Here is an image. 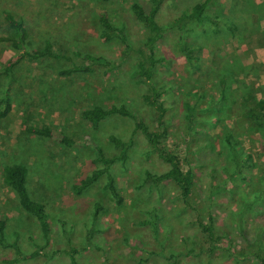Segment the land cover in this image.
<instances>
[{
  "label": "rangeland",
  "instance_id": "rangeland-1",
  "mask_svg": "<svg viewBox=\"0 0 264 264\" xmlns=\"http://www.w3.org/2000/svg\"><path fill=\"white\" fill-rule=\"evenodd\" d=\"M197 1L166 0L158 12L156 19L164 33L157 52L164 56V61L152 81L147 82L134 76L135 53L125 51L121 32L110 29L103 33L105 29L100 23V14L106 12L109 22L138 47L144 29L131 4L139 2L147 6V0H0V36L8 33V18L12 16L23 20L29 47H38L43 40H49L53 50L51 55L36 61L24 56L7 78L0 73V96L8 94L12 104L11 110L0 119V216L3 213L7 217L6 239L16 245H0V264H71L66 253L70 247L78 249L79 264H169L166 251L184 253L180 264H264L256 258V248L251 245L257 239L261 246L259 254L264 256V199L258 205L259 210L251 209L247 202L251 185L236 175L229 181V172L233 170L230 162L234 159L209 143V135L216 138L220 124L210 128L211 124L205 122L210 118V122L214 121L208 110L209 101L216 102L218 95L212 78L222 72L224 57L258 64L261 73L254 79L251 93L264 98V19L255 26L252 12L244 11L249 8V0H214L207 8L208 14L220 18L236 15V21L244 29L236 30L234 35L219 34L217 39L211 36L205 40L200 34L184 38L174 23L183 9ZM187 44L201 46L194 51L197 58L192 61L185 50ZM75 51L87 57L75 55L67 60L60 56ZM16 54L9 42L0 41V70ZM74 61L89 65L90 71L60 73ZM192 62L199 65L198 71ZM149 82L166 96L165 118L170 130L166 145L179 155L183 167L192 168L195 174V186L187 202L179 196L176 185L168 181L160 195L154 193L143 206L150 209L155 203L159 207L162 215L157 236L150 226L135 222L140 214L135 207V186L145 178L146 169L161 171L166 165L141 136L134 139L133 157L114 166L123 205L99 195L100 189L97 197L95 190L99 186L82 194H76L72 188L95 167L92 159L96 150L87 136L110 150L108 132L114 123L124 140L134 124L132 118L118 116L116 122L110 120L94 131L81 118L80 110L102 98L107 103L124 104L135 119H145L156 126V112L142 101V94L150 93ZM228 85L236 84L229 80ZM186 104L194 110L189 111ZM223 120L229 127L237 125L232 114L224 113ZM41 126L88 143L67 147L58 139L27 130ZM239 140L238 160L249 154V162L254 165L248 174L256 177L263 173L264 153L260 146L250 143L244 130ZM13 162L25 163L29 168L31 196L42 202L48 213L51 227L48 242L42 237L37 221L21 209L14 193L3 182V167ZM226 164L228 172L223 169ZM260 183L256 186L264 189ZM98 198L105 209L100 224L93 226L91 205ZM209 213L214 217L217 234L222 237L213 243L202 234L196 221L201 217L207 222ZM211 246L215 247L213 251L209 250ZM190 247L199 255H187ZM12 259L17 261L8 262Z\"/></svg>",
  "mask_w": 264,
  "mask_h": 264
},
{
  "label": "trees",
  "instance_id": "trees-1",
  "mask_svg": "<svg viewBox=\"0 0 264 264\" xmlns=\"http://www.w3.org/2000/svg\"><path fill=\"white\" fill-rule=\"evenodd\" d=\"M109 1V0H102ZM166 0H147V6L142 5L139 2H134L131 4V9L140 22L144 29V35L141 43L138 47H134L133 43L127 39L124 34H122L121 29L116 28L109 22L106 12L100 14V23L104 26L105 33L107 30L115 29L121 32V39L125 45V48L129 54L132 55L136 60V69L134 71V76L137 79L143 81H152L153 75L159 65L164 61V56L157 52V44L162 39L164 29L157 21V14L161 10L163 4ZM214 0H198L193 5L183 9L181 16L176 19L175 25H178L180 30L183 32V37L187 35L199 36L202 35L205 40L211 36L223 34V36L234 35L236 30L243 28V24L240 25L236 21V15L234 17H215L208 14L207 8ZM249 8H245V12H252L254 15L255 26H258L261 19H264V13L261 10L264 8L263 3H256L254 0H249ZM233 11V8H232ZM264 11V10H263ZM219 18V21L217 19ZM9 31L6 35L0 36V41L9 42L12 49L18 52L13 56L7 65H5L0 73L6 78L13 68L23 59L24 56L28 55L31 61L39 60L47 55L52 54V44L49 40H43L42 44L38 47H29L28 33L25 28L22 19H16L12 16L8 18ZM244 29V28H243ZM195 42V41H194ZM193 43V42H191ZM200 45H189L185 46V50L188 54L189 61L193 58H197L194 52L199 50ZM80 56L86 58L87 55L81 54L78 51L73 52L71 55H66L63 52L60 56L62 58H67V60L74 59V56ZM222 72L218 75L215 74L212 80L214 81L213 87L218 90V95L215 100L209 101L210 107L208 110L211 117H214V121L210 122V119H206L205 122L210 123V128H215L216 125L220 124V128L216 130V138L210 136L213 148L218 147L220 153H228V158L234 159L231 163L233 170L229 172V181L236 176H241L243 180L251 185L248 193L250 196L247 198L248 205L251 209H257L258 205L262 204V199H264V189L258 188V183L264 184V172L259 173L258 176H252L248 174L249 171L254 167L253 164L249 162L250 155L248 154L244 159H239L237 156L241 153V142L239 137L242 135L243 130L248 136V140L252 144H258L261 151L264 153V98H256L252 92V86L254 84V79L258 78L261 69L255 62L244 63L240 60H228L226 57L222 58ZM195 71L200 68L197 63L192 62ZM90 71V66L73 62L70 67L63 68L60 70L61 74L71 75L73 73H86ZM249 75L251 76V81L247 82V78L239 77L238 75ZM235 78V80L233 79ZM229 80L235 82L234 87L228 85ZM150 93L142 94V101L146 103L149 109L156 112V126L148 123L145 119H135L134 113L127 109L124 104L107 103L104 99L99 98L91 106L84 107L80 110V116L83 120L90 124L91 129L97 130L100 126L106 122L112 120L116 122L118 116L128 117L134 120L133 127L127 139L124 140L119 134L120 128L117 127L116 123L112 130L108 132V138L112 148L108 150L101 143H95L90 139V144L94 145L96 154L92 159L95 167L90 173L83 176L77 183L72 185V188L76 194H82L83 192H90L95 186L96 196L106 195L114 199L118 206L123 205L124 197L122 196L120 189L117 185V172L114 170L115 164L119 161L123 164L127 158L133 157L135 154L134 139L136 140L139 136L147 142V144L156 153L157 157L161 159L166 167L161 171H156L152 169H146L144 171L145 178L143 181L135 186V201L137 211L140 210V214L135 218L137 224L148 225L151 227L153 235H158V227L160 222L161 213L158 212V205L153 203L150 209H144L147 200L153 197L156 193L160 195L163 186L168 182H173L179 190V196L184 202H187L192 194V190L195 186V174L192 168H184L182 161L177 153L171 150L166 145V139L170 134V130L166 120V112L168 111V105H166V96L158 86L150 83L148 84ZM187 106V104H186ZM12 104L10 96L8 94H3L0 96V119L5 117L7 113L11 110ZM206 107V108H208ZM189 111L194 110L191 106H187ZM207 110V109H206ZM224 113L232 114L236 117L237 125L234 128L229 127L223 120ZM187 118L188 115H186ZM119 128L117 132L115 129ZM30 132L35 131L36 134L46 137L58 139L61 144L67 147H74L77 145L83 146L88 142L78 141L74 138H70L65 134H59L54 131L49 126L41 127H27ZM126 135L125 133L123 136ZM138 140V139H137ZM241 160V161H240ZM223 169L229 171V166L226 164ZM245 170L246 172H243ZM247 175H245V174ZM29 168L25 163L13 162L4 165L3 167V182L8 186L14 193L16 202L32 219L36 220L38 223V228L42 237L46 242L50 239L51 227L50 221L48 219V213L45 205L32 198L29 187ZM261 179V180H260ZM100 189V194L98 191ZM102 200L100 198L92 201L91 208V220L93 226L100 224V219L105 207L102 205ZM104 203V202H103ZM133 207V208H135ZM208 221L205 222L201 217L197 218V224L200 227L202 234H205L211 243L216 240H220L222 237L217 234L215 230L216 226L214 223V217L212 213L208 214ZM62 226L64 222L60 221ZM7 224V217L0 216V245L3 247L13 246L16 247L14 243H9L5 237V229ZM94 228V227H93ZM65 231L64 227H62ZM95 230H98L96 227ZM17 235L18 232L14 231ZM257 239L255 243L251 245L256 248L254 255L256 258L261 259L264 263V256L259 254L260 244H257ZM43 247V246H41ZM202 249V248H201ZM215 249L214 246L209 248L210 251ZM36 252V251H35ZM78 249L75 247H70L66 253L69 256L71 264H79L76 254ZM169 264H180L181 258L184 257V253H170L165 252ZM200 252H194V248H188L186 254L197 256ZM37 254V252H36ZM164 255V254H163ZM16 259L9 260L8 262H15Z\"/></svg>",
  "mask_w": 264,
  "mask_h": 264
}]
</instances>
